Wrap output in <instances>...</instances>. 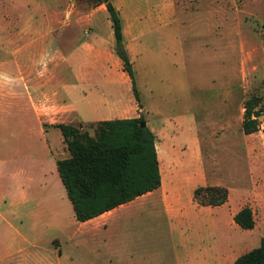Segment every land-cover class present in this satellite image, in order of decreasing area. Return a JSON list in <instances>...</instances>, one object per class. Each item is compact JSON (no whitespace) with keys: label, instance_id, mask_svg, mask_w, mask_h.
<instances>
[{"label":"rangeland","instance_id":"obj_1","mask_svg":"<svg viewBox=\"0 0 264 264\" xmlns=\"http://www.w3.org/2000/svg\"><path fill=\"white\" fill-rule=\"evenodd\" d=\"M121 4L119 15L126 18L142 9ZM173 21L176 47L164 39L159 46L157 34L151 37L155 54L166 50L160 64L130 59L140 109L115 45L107 42L113 29L104 6L97 8L92 0H0L7 63L0 157L19 156L32 165L35 159L38 167L30 211L22 206L17 213L12 195L5 205L0 202V264H184L204 253L210 264H234L259 246L264 118L261 130L251 135L243 132L242 122L245 102L264 97V0H178ZM127 22L131 36L135 31ZM18 47L24 64L35 57L38 75L46 69L52 73L51 84L44 74L38 85L53 90L44 107L47 127L82 125L94 136L91 125L98 121L145 119L156 136L158 157L160 149L164 187L174 188L173 212L157 199L158 192L120 209L99 229L77 221L58 172H41L53 144L34 113L33 85L29 90L12 77ZM206 185L226 187L228 202L219 208L199 206L194 192ZM5 192L12 193L8 185ZM245 206L256 220L249 231L233 219ZM110 246L121 254L112 256Z\"/></svg>","mask_w":264,"mask_h":264},{"label":"trees","instance_id":"obj_2","mask_svg":"<svg viewBox=\"0 0 264 264\" xmlns=\"http://www.w3.org/2000/svg\"><path fill=\"white\" fill-rule=\"evenodd\" d=\"M95 7L105 5L115 37V51L129 76L140 109L141 95L126 49L122 19L111 0H92ZM264 118V97L252 96L244 104L242 129L246 135L257 133ZM140 117L98 121L91 125L94 136L82 125L56 124L70 157L57 161L60 179L73 206L76 219L87 222L161 187L162 176L156 136ZM202 207H220L229 200L223 186L207 185L194 192ZM243 230L256 226L254 212L243 207L234 216ZM234 264H264V237L258 247L239 256Z\"/></svg>","mask_w":264,"mask_h":264},{"label":"crops","instance_id":"obj_3","mask_svg":"<svg viewBox=\"0 0 264 264\" xmlns=\"http://www.w3.org/2000/svg\"><path fill=\"white\" fill-rule=\"evenodd\" d=\"M178 0H118L117 2L114 0H111L113 5L116 7L118 11H123V6L121 2H123L124 6L126 4H129L131 6L141 4L142 6L140 10H136L132 12L131 17L126 18L124 17V14L121 15L122 24H123V35H124V41L126 45V49L128 51V54L130 56V59H143L149 63V65H155L160 64V57L161 53L164 54V51H160L157 54L153 52L152 45H150V41L152 40L151 37L155 34H157V41L159 42V46L162 45L161 40H168L166 41L168 43L167 46H177L179 44V40L175 38V36L172 34V26L174 25L173 16L174 11L176 9V2ZM147 6L145 8L144 6ZM104 6L105 5H101ZM98 6L97 8L101 7ZM106 8V7H105ZM123 13V12H122ZM128 20L132 21L133 30L135 31L134 34L131 36L129 35L127 31V25ZM112 25V23H111ZM96 35V33H95ZM108 35V44L110 46L115 45V37L113 32L112 35ZM97 37V35H96ZM22 47H18L14 50V55L17 57L15 59V66L16 71L13 72L12 77L14 78V81L21 82L23 84H27V88L30 90L29 84H32V90L33 93H30L31 97V103L33 105L34 113L39 121L41 132L43 136L49 140L53 144V148L50 146L49 153L46 156L47 165L49 167L48 170H46V161H41L40 167L41 172L44 176H48L49 174H54V172H58L57 169V161L66 159L70 157V152L67 149V146L64 142L63 135L60 131V129L55 127H47L44 125L46 122V117L44 113V107L46 106V101L51 100L53 96V90L52 87L49 88V90H46V86L39 87L38 85L42 83L41 79L42 76L45 74V78L48 77L49 84L52 83L53 77L51 71L47 74V69L45 70L44 74L40 73L38 75V66L37 61L35 60V57L32 59V63L24 64L23 59L18 56V54L21 52ZM5 51V44L2 39H0V101L4 99L5 97V75L7 72V63L5 61L4 55ZM157 56L158 62H156L155 57ZM9 76V73L7 74ZM14 93V92H13ZM97 116L99 114L97 113ZM130 118V117H129ZM99 119V118H98ZM109 120V119H108ZM52 125V123H50ZM148 125V124H147ZM48 142V141H47ZM51 144V145H52ZM56 147V148H55ZM160 149H159V162H160V171L161 176H163V180L161 183V187L153 192H150L142 197H139L135 199L134 201L122 205L110 212H107L97 218H94L92 220H89L87 222H80L82 224H85V226L94 225L93 227H97L98 229L101 228L105 223L111 222L116 214L120 211V209H126L130 206L135 205L139 201H145L149 198H152L156 193L161 192L158 196V200L162 202L163 206L167 209L169 213L173 212L175 210L174 207V199L171 198V195L174 196V188H167L164 187V173L161 168V159H160ZM168 165V162H167ZM37 161L33 159V165L31 163L26 164L22 162L21 157L19 156H4L0 157V202L8 203L6 199L12 195L11 197V204L12 207L15 208L16 212L18 213L20 210V207L24 206L25 208L31 210V203L36 198V194L38 191V185H37ZM59 174V173H58ZM166 173L165 175H167ZM55 177V176H54ZM60 178V176L58 175ZM7 185L9 186V189L12 191L11 194H7L5 192ZM64 186V185H63ZM207 186V185H206ZM42 188V185H40ZM46 188V187H45ZM45 188H42L43 190ZM47 189V188H46ZM48 191V189H47ZM224 206V205H223ZM202 207V206H201ZM209 207V206H208ZM222 207V206H220ZM219 208V207H215ZM139 212L143 211V209H138ZM78 221V220H77ZM79 222V221H78ZM106 227V226H104ZM110 253L115 258L121 254L120 250L115 249L113 246H110L109 248ZM125 253L131 254V250H126ZM184 264H210V262L207 260V255L204 253L200 258L193 257L191 259H188Z\"/></svg>","mask_w":264,"mask_h":264},{"label":"water","instance_id":"obj_4","mask_svg":"<svg viewBox=\"0 0 264 264\" xmlns=\"http://www.w3.org/2000/svg\"><path fill=\"white\" fill-rule=\"evenodd\" d=\"M142 126H143V127H146V126H148V125H147L146 122H143V123H142Z\"/></svg>","mask_w":264,"mask_h":264},{"label":"bare ground","instance_id":"obj_5","mask_svg":"<svg viewBox=\"0 0 264 264\" xmlns=\"http://www.w3.org/2000/svg\"><path fill=\"white\" fill-rule=\"evenodd\" d=\"M162 153V152H161Z\"/></svg>","mask_w":264,"mask_h":264}]
</instances>
